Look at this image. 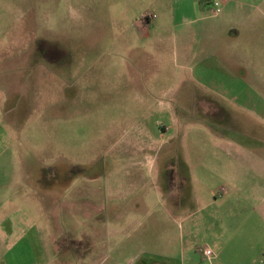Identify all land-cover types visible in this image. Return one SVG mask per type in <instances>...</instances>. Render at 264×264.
Wrapping results in <instances>:
<instances>
[{"label":"rangeland","instance_id":"rangeland-1","mask_svg":"<svg viewBox=\"0 0 264 264\" xmlns=\"http://www.w3.org/2000/svg\"><path fill=\"white\" fill-rule=\"evenodd\" d=\"M146 13L169 29L145 38ZM176 15L173 0H0V223L41 227L45 207L76 228L93 208L102 241L157 220L171 254L190 223L196 264H231L202 253L219 251L204 208L213 191L264 187V6L239 38L202 39ZM240 213L251 237L252 207ZM249 239L244 255L264 258Z\"/></svg>","mask_w":264,"mask_h":264},{"label":"crops","instance_id":"crops-1","mask_svg":"<svg viewBox=\"0 0 264 264\" xmlns=\"http://www.w3.org/2000/svg\"><path fill=\"white\" fill-rule=\"evenodd\" d=\"M200 1L173 0V4L175 18L179 12L184 22L190 16L194 18L192 22L203 26V31L199 35L202 39H211L219 33L239 38L241 26L249 21L254 22V14L258 12L259 7L264 6V0H222L221 15H214L217 16L216 23H209L210 18L201 14V11H210V5H201ZM168 29L163 20L156 19L147 30L139 28L145 38L150 37L147 33L151 31L165 32ZM220 62L221 60H216L217 64ZM241 62L246 63L243 60ZM262 188L261 190V186H258L257 190L253 189L249 194H242L238 190L229 192L221 189V194L215 196L218 191L212 192L211 202L204 208V233L212 240L209 239V246L218 245L219 251H215L217 256L211 259V262L219 260L231 264H250L264 259L258 255L249 258L244 255L246 236L248 240L249 238L255 240L257 250L264 252V187ZM247 205H250L253 211L251 237L243 233L244 221L240 216L243 207ZM40 208L41 227L39 224L22 223L10 228L5 226L4 222L0 223V264H158L160 258H177L180 264L184 262L196 264L194 244L189 242L186 244L184 240L186 236L190 238V232H194V224L183 225L181 231V226L178 228L182 239L176 246V253L171 254L163 249L165 248L163 242L157 243V236L155 238L150 236L153 232L164 235L157 229L158 226L162 227L157 220L150 226V230L148 228L137 236L132 234L131 230H121L114 224L109 227L102 241L101 232L104 233V230L95 222L99 213L93 208L75 210V214L80 217L76 228L62 223L53 226L52 214L58 216L59 212L53 213L52 210L48 212L45 207ZM29 209L26 206L27 213L33 215L34 211ZM162 211V214L171 216L181 210L173 208ZM153 214L146 209L145 215ZM56 219L58 221V217ZM64 237L68 242L61 246L59 240Z\"/></svg>","mask_w":264,"mask_h":264},{"label":"built area","instance_id":"built-area-1","mask_svg":"<svg viewBox=\"0 0 264 264\" xmlns=\"http://www.w3.org/2000/svg\"><path fill=\"white\" fill-rule=\"evenodd\" d=\"M204 2H206L208 5H210V12L213 15H218L222 12L223 10V3L222 0H203ZM155 16L153 14L150 13H146L143 14L137 21H136V25H138V27H140L143 30H147L148 27L154 22L155 20ZM203 255L205 256V258L211 260L213 258H215V253L214 251H212L211 248H205L202 251Z\"/></svg>","mask_w":264,"mask_h":264},{"label":"trees","instance_id":"trees-1","mask_svg":"<svg viewBox=\"0 0 264 264\" xmlns=\"http://www.w3.org/2000/svg\"><path fill=\"white\" fill-rule=\"evenodd\" d=\"M200 2H201V5H205V4L207 5V3L204 2L203 0H201Z\"/></svg>","mask_w":264,"mask_h":264}]
</instances>
